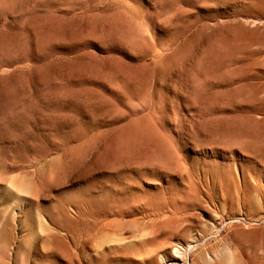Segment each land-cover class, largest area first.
Returning a JSON list of instances; mask_svg holds the SVG:
<instances>
[{
  "label": "rangeland",
  "instance_id": "1",
  "mask_svg": "<svg viewBox=\"0 0 264 264\" xmlns=\"http://www.w3.org/2000/svg\"><path fill=\"white\" fill-rule=\"evenodd\" d=\"M0 264H264V0H0Z\"/></svg>",
  "mask_w": 264,
  "mask_h": 264
},
{
  "label": "bare ground",
  "instance_id": "2",
  "mask_svg": "<svg viewBox=\"0 0 264 264\" xmlns=\"http://www.w3.org/2000/svg\"><path fill=\"white\" fill-rule=\"evenodd\" d=\"M177 253H179V250H176ZM176 258V257H175Z\"/></svg>",
  "mask_w": 264,
  "mask_h": 264
}]
</instances>
